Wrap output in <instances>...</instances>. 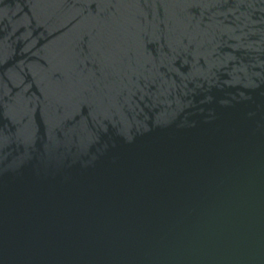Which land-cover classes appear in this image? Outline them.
I'll list each match as a JSON object with an SVG mask.
<instances>
[{"label": "water", "instance_id": "obj_1", "mask_svg": "<svg viewBox=\"0 0 264 264\" xmlns=\"http://www.w3.org/2000/svg\"><path fill=\"white\" fill-rule=\"evenodd\" d=\"M0 264H264V0H0Z\"/></svg>", "mask_w": 264, "mask_h": 264}]
</instances>
